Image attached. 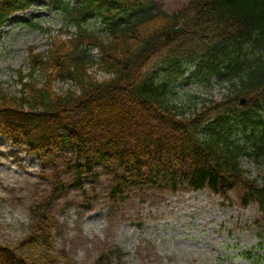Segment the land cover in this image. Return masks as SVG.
<instances>
[{
  "label": "trees",
  "instance_id": "obj_1",
  "mask_svg": "<svg viewBox=\"0 0 264 264\" xmlns=\"http://www.w3.org/2000/svg\"><path fill=\"white\" fill-rule=\"evenodd\" d=\"M48 1L75 30L63 38L61 29L46 51L29 48L18 94L0 89L1 131L42 159L75 151L68 173L76 181L98 166L113 172L115 196L146 173L226 200L236 182L243 205L255 201L264 212V187L242 163L264 160V0H189L172 12L155 0ZM38 2L0 0V29ZM94 18L101 27L89 26ZM213 77L228 84L221 100L197 96L201 107L189 115L172 100L179 81ZM58 82L70 86L60 93ZM32 219L31 251L0 245V264H41L34 247L51 253L48 206L37 204Z\"/></svg>",
  "mask_w": 264,
  "mask_h": 264
},
{
  "label": "rangeland",
  "instance_id": "obj_2",
  "mask_svg": "<svg viewBox=\"0 0 264 264\" xmlns=\"http://www.w3.org/2000/svg\"><path fill=\"white\" fill-rule=\"evenodd\" d=\"M155 1L161 9L172 12L186 6L189 0ZM42 7L34 5L24 13L33 25L23 20L10 21L0 31V89L7 94H18L16 70L23 69L24 74L30 71L29 48L46 51L51 38L61 29L66 30L59 12L45 7L38 12ZM18 16L22 17L21 13ZM90 25L99 27L100 23L93 19ZM179 83L171 96L186 115L196 106L201 107L199 98L221 100L229 92L228 84L216 78L210 84L196 79ZM69 86L70 83L61 82L56 88L62 92ZM62 156L58 155L55 165H63ZM43 166L24 147H14L0 133V244L19 249L21 255L31 251L28 239L32 235L33 209L41 199L45 204L48 201L45 193L50 191V174ZM48 166L52 167L50 163L46 165L50 170ZM243 166L264 185V164L244 157ZM94 170L95 178L87 177L84 182L90 194L100 195L93 211L81 207L82 193L74 188L71 179L63 176L69 188L52 210L58 219L56 229L52 227L54 251L49 253L45 248L41 254L40 248L34 247L43 257L41 264H53L52 256L62 254L68 257V264H93L96 260L105 263L107 251L114 252L110 255L111 264H257L244 255L251 249L263 252L260 242L264 238L256 224L261 218L257 204H224L208 189L142 193L137 186L129 189V197L110 214L103 193L111 184L113 172L99 166ZM240 192L233 190L237 201Z\"/></svg>",
  "mask_w": 264,
  "mask_h": 264
}]
</instances>
